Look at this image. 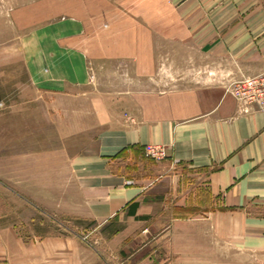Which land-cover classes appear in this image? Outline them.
Here are the masks:
<instances>
[{
	"label": "crops",
	"instance_id": "obj_1",
	"mask_svg": "<svg viewBox=\"0 0 264 264\" xmlns=\"http://www.w3.org/2000/svg\"><path fill=\"white\" fill-rule=\"evenodd\" d=\"M70 4L26 34V0H0V66L54 100L41 159L66 182L30 203L26 237L0 220V264H258L264 110L225 83L264 70V0Z\"/></svg>",
	"mask_w": 264,
	"mask_h": 264
},
{
	"label": "rangeland",
	"instance_id": "obj_2",
	"mask_svg": "<svg viewBox=\"0 0 264 264\" xmlns=\"http://www.w3.org/2000/svg\"><path fill=\"white\" fill-rule=\"evenodd\" d=\"M70 3L71 0H26V34L40 21L53 18L49 16L52 15V11H48L50 6L70 9ZM10 72L11 66H0V220L13 225L16 232L26 237V215L31 212L30 203L52 200L56 194L48 191L49 187L44 191L46 188L43 186L66 182L56 177L54 170L44 168L45 164L49 166L53 162L41 159L43 153L54 150V141L46 138L44 131L43 134L40 132L37 124L41 115L39 106L54 103V100L46 99L35 91L28 81L27 71L26 81L6 79ZM89 77L93 84L95 74L92 70ZM45 220L48 229L54 223L58 225L49 215ZM96 229L85 232H90V243L100 241L93 234Z\"/></svg>",
	"mask_w": 264,
	"mask_h": 264
},
{
	"label": "built area",
	"instance_id": "obj_3",
	"mask_svg": "<svg viewBox=\"0 0 264 264\" xmlns=\"http://www.w3.org/2000/svg\"><path fill=\"white\" fill-rule=\"evenodd\" d=\"M225 91L239 101L243 111H249L253 106L264 110V70L254 75H241L229 79L225 83ZM146 156L160 162L167 157L166 148L162 144L148 143L144 145ZM90 232L85 233L81 238L88 241ZM258 264H264V250Z\"/></svg>",
	"mask_w": 264,
	"mask_h": 264
}]
</instances>
